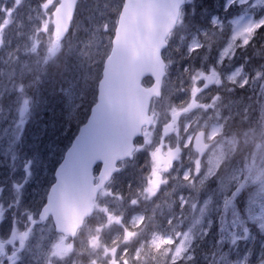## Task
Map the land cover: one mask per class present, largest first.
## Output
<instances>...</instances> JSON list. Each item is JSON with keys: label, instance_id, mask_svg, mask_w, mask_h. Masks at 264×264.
I'll return each mask as SVG.
<instances>
[{"label": "snow or ice", "instance_id": "obj_1", "mask_svg": "<svg viewBox=\"0 0 264 264\" xmlns=\"http://www.w3.org/2000/svg\"><path fill=\"white\" fill-rule=\"evenodd\" d=\"M200 5L107 0L74 46L77 0H0V107L18 109L23 125L33 90L70 58L95 90L38 217L27 210L0 232V264H264V0H225L238 14L212 15L207 28ZM217 33L216 62L197 66ZM177 36L189 63L173 75ZM226 62L231 74L218 71ZM166 140L175 144L162 156ZM140 156L136 182L116 189L115 174ZM22 188L13 184L17 206ZM149 202L151 215L141 213Z\"/></svg>", "mask_w": 264, "mask_h": 264}, {"label": "rangeland", "instance_id": "obj_2", "mask_svg": "<svg viewBox=\"0 0 264 264\" xmlns=\"http://www.w3.org/2000/svg\"><path fill=\"white\" fill-rule=\"evenodd\" d=\"M78 15L75 17V27L71 29L73 36L71 38L72 44L75 46L79 41L84 40L86 37L85 30L89 28L90 17L96 14L98 7L102 6L107 0H80ZM225 0H220L217 5L213 8L214 12L212 15L227 17L229 20L234 19L238 14V10L233 8L225 10L224 5ZM34 6V3H33ZM25 10L21 11V17L25 16ZM211 15V16H212ZM209 25L200 26L201 28H207ZM220 35H214L210 38L211 49L207 53L209 60L202 61L201 57L196 58L197 66L200 63H204L205 67H212V64L216 62L218 58L217 51L219 50L217 40ZM223 41V38L220 40ZM178 43V36L174 37L171 41V56L174 58V63L172 65V74L176 75L177 68H182L184 64L189 63L188 59H181L186 55V46L180 48V51L175 50V45ZM82 47V45H81ZM203 51V50H202ZM251 54V49L248 50ZM259 58V57H258ZM243 60L241 56L240 61ZM235 65H219L217 66L218 71L223 70L225 74H231L230 71L233 70ZM62 71V77H53V86L47 87L42 84L38 90L35 91L36 106L30 111V114L26 118V122L23 125L19 124V110L5 111L0 107V165L12 166V171L10 175L12 180L7 183V176L0 173V186H3V194L0 196V204H4L5 218L0 221V232H7L8 228L11 226L14 220L21 222V219L26 220V211L30 210L32 213H38L41 206L44 204V199L49 185L52 182L53 170L55 166L62 159L63 153L68 147L71 136L74 134L76 126L80 124V120L83 118L87 108L92 103L93 87L87 79V73L82 65H78L75 58H70L69 61L63 60L60 64ZM56 86L55 93H53V88ZM215 88L216 86L210 85L209 88ZM67 91H60L61 89ZM48 92H47V91ZM213 92L215 89H212ZM244 93L247 89L242 90ZM49 93V94H48ZM60 102L50 105L49 101L54 98L58 100L59 96ZM243 95V93L241 94ZM183 97H178L180 99ZM203 102V101H202ZM177 100L174 106L178 105ZM5 104H8L5 101ZM79 105L76 111L75 118L72 115L74 106ZM15 109V108H14ZM187 117H191L194 121L200 114L193 110L192 113L186 114ZM186 115L181 114L178 119L177 124L179 125L181 121H186ZM37 122V125L34 123ZM239 125V122H237ZM27 130L26 136L24 138L25 144L23 149L18 153L19 140L22 132ZM170 136L174 137L175 133H170ZM165 143L167 147L162 151V156L167 155V148L173 147L175 144L174 140H166ZM10 148L12 149L10 151ZM13 152L15 153V159H13ZM58 161V162H57ZM150 162V158H148ZM57 162V163H56ZM26 165L28 170L26 171ZM145 167V157L140 156L137 162L133 165L129 163L124 171L115 177L114 187L119 190H125L126 185L129 181L136 182L137 177L141 175L140 168ZM15 169V170H14ZM146 170V169H145ZM30 173V175H29ZM147 175V172L144 173ZM25 179L27 182L24 183ZM14 183H22L23 188L21 190V203L17 206L13 203L14 198ZM171 190L169 189V192ZM167 200L171 203V198L166 196H161V200L157 203H162ZM222 203V201H217ZM153 205L149 202L141 208V213L151 215V209ZM136 215V213H133ZM130 222V218H129ZM135 230V229H132ZM219 231L218 222L214 221V226L212 232ZM208 247L207 240L202 245V248L206 249ZM199 251V250H198Z\"/></svg>", "mask_w": 264, "mask_h": 264}, {"label": "bare ground", "instance_id": "obj_3", "mask_svg": "<svg viewBox=\"0 0 264 264\" xmlns=\"http://www.w3.org/2000/svg\"><path fill=\"white\" fill-rule=\"evenodd\" d=\"M217 5V3L216 4H214V2L212 1L211 2V6L210 7H212L211 9H210V11H211V13H213L214 12V7ZM258 57H256V59H257ZM63 61H60V62H57L56 64H54V65H52V67L49 69V71H48V73H47V75H46V77H45V79H44V82L42 83V84H44L45 86H47V87H50V86H53L54 84H52V78L55 76V77H59V79L62 77V71H61V68H60V64L62 63ZM53 88V93H55V89H56V86H54V87H52ZM47 91V90H46ZM48 92V91H47ZM49 94V93H48ZM56 97V96H55ZM55 97L54 98H52L50 101H49V104L50 105H53V104H56V103H58V102H60V98L62 97V94L59 96V98H58V100H56L55 99ZM1 109H4L5 111H13V110H15L14 108H12V109H9V107H7L6 106V104L4 105V106H2L1 107ZM84 113H82L80 116H82ZM34 125H37V122L36 123H34ZM15 166V169H16V165H12V166H3V164H1L0 165V173H3V174H5V175H9L10 174V172L12 171V169H13V167ZM14 169V170H15Z\"/></svg>", "mask_w": 264, "mask_h": 264}, {"label": "trees", "instance_id": "obj_4", "mask_svg": "<svg viewBox=\"0 0 264 264\" xmlns=\"http://www.w3.org/2000/svg\"><path fill=\"white\" fill-rule=\"evenodd\" d=\"M214 2V4H216L217 2H219L220 0H200V2H201V5H200V7H201V12H203V8L206 6V7H208V11H207V13H203V15L201 16V14L200 13H198V19H197V24L199 25V24H202V23H205L206 21H209V19H208V15H209V11H210V9L212 8V7H210L211 6V2ZM257 59H259V58H257ZM9 184V183H8Z\"/></svg>", "mask_w": 264, "mask_h": 264}, {"label": "water", "instance_id": "obj_5", "mask_svg": "<svg viewBox=\"0 0 264 264\" xmlns=\"http://www.w3.org/2000/svg\"><path fill=\"white\" fill-rule=\"evenodd\" d=\"M77 1H78V0H77ZM74 13H75V11H74ZM78 134H79V133H78ZM78 134H77V135H78ZM74 139H75V138H74ZM74 139H73V141H72L70 147L66 150V152H65V154H64V157H63L61 163H63V160H64L65 157L67 156V152H68V150L71 148V146H72V144H73V142H74ZM61 163H60V164H61ZM60 164L58 165V167L56 168L55 173H54L55 181H56V171L59 169ZM55 181H54V183H55ZM54 183H53V184H54ZM53 184H52V185H53ZM49 191H50V189H49ZM49 191H48V192H49Z\"/></svg>", "mask_w": 264, "mask_h": 264}]
</instances>
